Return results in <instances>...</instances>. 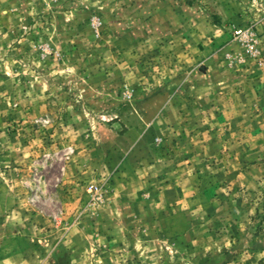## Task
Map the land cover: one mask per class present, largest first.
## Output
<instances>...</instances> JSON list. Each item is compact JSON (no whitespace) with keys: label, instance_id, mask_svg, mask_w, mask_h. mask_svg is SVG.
Returning <instances> with one entry per match:
<instances>
[{"label":"rangeland","instance_id":"374dc122","mask_svg":"<svg viewBox=\"0 0 264 264\" xmlns=\"http://www.w3.org/2000/svg\"><path fill=\"white\" fill-rule=\"evenodd\" d=\"M9 254L264 264V0H0Z\"/></svg>","mask_w":264,"mask_h":264},{"label":"crops","instance_id":"0c3cea01","mask_svg":"<svg viewBox=\"0 0 264 264\" xmlns=\"http://www.w3.org/2000/svg\"><path fill=\"white\" fill-rule=\"evenodd\" d=\"M18 252V253H23L25 252L23 249H10L9 247V253H13V252ZM33 259V258H32ZM34 260V259H33ZM31 261L27 258V255H24V254H19V255H16V256H12L9 254V264H34L35 261Z\"/></svg>","mask_w":264,"mask_h":264}]
</instances>
